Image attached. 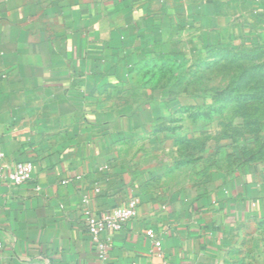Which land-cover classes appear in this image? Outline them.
I'll return each mask as SVG.
<instances>
[{"label": "crops", "instance_id": "obj_1", "mask_svg": "<svg viewBox=\"0 0 264 264\" xmlns=\"http://www.w3.org/2000/svg\"><path fill=\"white\" fill-rule=\"evenodd\" d=\"M254 13L264 0H0V264H250L240 247L264 214L263 169L209 186L153 176L130 134L155 123L125 98L141 64L214 46L229 18ZM17 162L34 171L14 186L3 176ZM131 197L137 215L100 262L84 212Z\"/></svg>", "mask_w": 264, "mask_h": 264}, {"label": "rangeland", "instance_id": "obj_2", "mask_svg": "<svg viewBox=\"0 0 264 264\" xmlns=\"http://www.w3.org/2000/svg\"><path fill=\"white\" fill-rule=\"evenodd\" d=\"M215 41L141 64L127 84L136 118L155 123L132 131L130 154L155 177L209 186L264 170V14L229 18ZM248 221L240 248L264 264V214Z\"/></svg>", "mask_w": 264, "mask_h": 264}, {"label": "built area", "instance_id": "obj_3", "mask_svg": "<svg viewBox=\"0 0 264 264\" xmlns=\"http://www.w3.org/2000/svg\"><path fill=\"white\" fill-rule=\"evenodd\" d=\"M0 156H2L0 154ZM33 164L31 162H17L7 172L3 178L10 184L19 186L27 183L32 179ZM139 201L136 197H131L127 202L119 207L108 209L101 215H95L90 210L84 212L83 226L93 243L97 259L100 262L107 260V255L110 247L111 232L122 230L125 225L136 217ZM147 237L151 240L155 255L162 257L161 238L151 229L147 231ZM2 245L0 244V248ZM139 264V263H131Z\"/></svg>", "mask_w": 264, "mask_h": 264}, {"label": "trees", "instance_id": "obj_4", "mask_svg": "<svg viewBox=\"0 0 264 264\" xmlns=\"http://www.w3.org/2000/svg\"><path fill=\"white\" fill-rule=\"evenodd\" d=\"M264 171V170H263Z\"/></svg>", "mask_w": 264, "mask_h": 264}]
</instances>
